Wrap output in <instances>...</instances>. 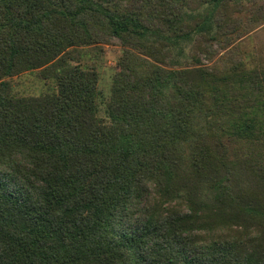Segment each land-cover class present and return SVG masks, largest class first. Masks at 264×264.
I'll return each mask as SVG.
<instances>
[{
  "label": "trees",
  "instance_id": "16d2710c",
  "mask_svg": "<svg viewBox=\"0 0 264 264\" xmlns=\"http://www.w3.org/2000/svg\"><path fill=\"white\" fill-rule=\"evenodd\" d=\"M200 1L190 27L188 0H0V264H264V68L148 58L212 30ZM113 38L105 122L71 60Z\"/></svg>",
  "mask_w": 264,
  "mask_h": 264
},
{
  "label": "rangeland",
  "instance_id": "374dc122",
  "mask_svg": "<svg viewBox=\"0 0 264 264\" xmlns=\"http://www.w3.org/2000/svg\"><path fill=\"white\" fill-rule=\"evenodd\" d=\"M188 1V14L182 22L195 27L199 21L196 16L212 8L211 5L203 6L200 0ZM159 11H155L157 15ZM214 24L209 32H193L189 38L180 40L178 45L169 48L171 54L168 56L148 58L166 68L208 67L222 72L236 62L244 63L247 68H264V0H225L216 9ZM158 25L165 34H172L167 31L168 25L160 21ZM124 45L121 39L113 38L108 43L87 46L82 54L78 52L81 48L72 53L73 64H82L98 73V117L105 122L109 121L107 102ZM11 82L14 91L22 95H40L55 85L54 80L43 79L40 70L23 72L11 78Z\"/></svg>",
  "mask_w": 264,
  "mask_h": 264
}]
</instances>
